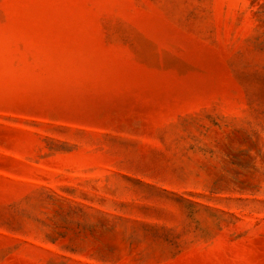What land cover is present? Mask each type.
<instances>
[{
    "label": "rangeland",
    "instance_id": "rangeland-1",
    "mask_svg": "<svg viewBox=\"0 0 264 264\" xmlns=\"http://www.w3.org/2000/svg\"><path fill=\"white\" fill-rule=\"evenodd\" d=\"M0 264H264V0H0Z\"/></svg>",
    "mask_w": 264,
    "mask_h": 264
}]
</instances>
